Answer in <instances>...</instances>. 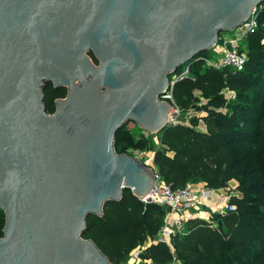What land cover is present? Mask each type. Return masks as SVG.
Masks as SVG:
<instances>
[{"label": "water", "instance_id": "obj_1", "mask_svg": "<svg viewBox=\"0 0 264 264\" xmlns=\"http://www.w3.org/2000/svg\"><path fill=\"white\" fill-rule=\"evenodd\" d=\"M262 3L0 0V264H115L84 237L89 214L157 185L117 132L170 126L172 77ZM47 83L67 89L52 113Z\"/></svg>", "mask_w": 264, "mask_h": 264}, {"label": "trees", "instance_id": "obj_2", "mask_svg": "<svg viewBox=\"0 0 264 264\" xmlns=\"http://www.w3.org/2000/svg\"><path fill=\"white\" fill-rule=\"evenodd\" d=\"M261 6L259 27L239 48L247 56L242 70L217 69L196 59L178 70L189 66L191 75L175 83L174 101L183 112L194 109L201 116L166 127L158 133L159 145L147 139L131 145L133 137L123 134V126L115 144L119 153L130 145L152 151L151 166L172 187L203 185L223 191L236 208L194 217L168 244L157 238L166 206L146 203L125 189L120 201L105 205L103 217L89 214L84 233L111 262L131 264L134 254V264H264V3ZM46 87L45 104L54 112L55 100L67 89ZM230 91L234 99H229ZM4 225L0 208V237Z\"/></svg>", "mask_w": 264, "mask_h": 264}, {"label": "built area", "instance_id": "obj_3", "mask_svg": "<svg viewBox=\"0 0 264 264\" xmlns=\"http://www.w3.org/2000/svg\"><path fill=\"white\" fill-rule=\"evenodd\" d=\"M261 8H263V6H261ZM258 9L250 20L240 26L233 33H221L218 45L212 50L215 54V58L205 55L200 56L198 60L217 69L230 67L235 70H242L247 61V56L246 53L243 51L241 52L239 48L249 33L254 32L259 27ZM189 75H191L189 66L183 69L180 73L175 74L171 79V89L162 96V99L170 101L173 105L170 125H176L180 123L182 119V109L176 104L173 97L174 85L177 81L189 77ZM228 95L229 99L235 98L234 91H230ZM143 161L151 166L153 159L148 157ZM156 177L157 185L152 194H150L144 202L158 203L166 206L167 210L163 225L157 238L170 244L172 237L179 232H183L187 221L195 217V210L199 204L200 198L210 196L216 193L217 190L204 188L196 191L190 185L174 188L170 184L165 183L158 173ZM235 208V205L228 202L220 209V212L232 211ZM137 254L138 253H136V255Z\"/></svg>", "mask_w": 264, "mask_h": 264}, {"label": "rangeland", "instance_id": "obj_4", "mask_svg": "<svg viewBox=\"0 0 264 264\" xmlns=\"http://www.w3.org/2000/svg\"><path fill=\"white\" fill-rule=\"evenodd\" d=\"M230 33H233V32H230ZM207 55H209L210 57L212 58H215V54L214 52L211 50L207 51L206 53ZM53 86L52 85H49L46 87L47 90H50L52 89ZM61 98V97H59ZM50 113H52L51 111H49ZM202 114L199 113L198 111L192 109L188 112H183L182 111V120L183 122H187L189 123L191 121V119L194 117V116H201ZM202 123L200 122V125ZM123 134H129L130 136L133 137V144L131 145H136L138 143V140L139 139H144V140H148L149 141V144L150 145H159V137L160 135L159 134H148L146 133L144 130H142L138 125H136L135 123L133 122H129L127 125H125V128L123 130ZM129 146L128 149L126 150L128 153L132 154V155H135V156H138L140 157L142 160L144 159H147L149 157V153L148 152V149H137L135 146ZM193 188V187H192ZM134 254L131 256L130 258V263L131 264H134L133 260H135L134 258ZM136 262V260H135ZM175 264V263H174Z\"/></svg>", "mask_w": 264, "mask_h": 264}, {"label": "crops", "instance_id": "obj_5", "mask_svg": "<svg viewBox=\"0 0 264 264\" xmlns=\"http://www.w3.org/2000/svg\"><path fill=\"white\" fill-rule=\"evenodd\" d=\"M149 157L153 159L154 154L152 151H148ZM194 190H201L204 189L203 185H198V187H193ZM229 201V196L225 194L223 191H217L216 193L210 195L201 197L199 200V204L196 207L195 210V217H201V218H209L211 216V213L213 212H219L220 209L226 205ZM174 264V263H173ZM179 264V263H178Z\"/></svg>", "mask_w": 264, "mask_h": 264}]
</instances>
